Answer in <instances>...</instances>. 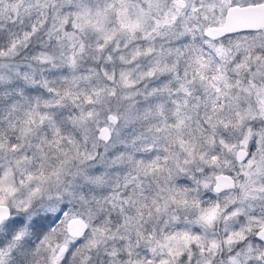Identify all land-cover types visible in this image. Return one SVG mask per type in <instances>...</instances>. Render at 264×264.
Returning <instances> with one entry per match:
<instances>
[{
  "label": "snow or ice",
  "instance_id": "1",
  "mask_svg": "<svg viewBox=\"0 0 264 264\" xmlns=\"http://www.w3.org/2000/svg\"><path fill=\"white\" fill-rule=\"evenodd\" d=\"M0 264H264V0H0Z\"/></svg>",
  "mask_w": 264,
  "mask_h": 264
}]
</instances>
